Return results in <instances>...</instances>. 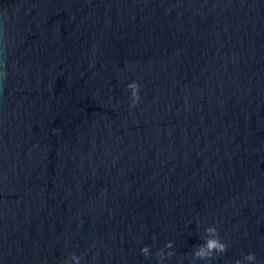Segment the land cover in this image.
I'll return each instance as SVG.
<instances>
[{"label": "water", "instance_id": "water-1", "mask_svg": "<svg viewBox=\"0 0 264 264\" xmlns=\"http://www.w3.org/2000/svg\"><path fill=\"white\" fill-rule=\"evenodd\" d=\"M166 240L264 264V0H0V264Z\"/></svg>", "mask_w": 264, "mask_h": 264}, {"label": "clouds", "instance_id": "clouds-1", "mask_svg": "<svg viewBox=\"0 0 264 264\" xmlns=\"http://www.w3.org/2000/svg\"><path fill=\"white\" fill-rule=\"evenodd\" d=\"M126 87L130 89V106L135 105L139 99V83L136 80H131L127 83ZM203 232L206 235L202 236L200 243L196 244L192 249L193 259L214 257L216 253H223L227 247L228 243L225 240H222L218 235V229L214 224L206 225L203 229ZM172 241L166 240L162 248H158L155 252V255L158 257L157 264H163V258L167 255L170 256L173 253ZM167 249V251H165ZM140 251L144 254L145 257L151 255L150 245L143 244L140 248ZM80 255L75 252L70 254V258L66 257L64 264H79ZM256 257L255 253L252 251H247L242 253L241 257L234 259L233 264H255Z\"/></svg>", "mask_w": 264, "mask_h": 264}]
</instances>
